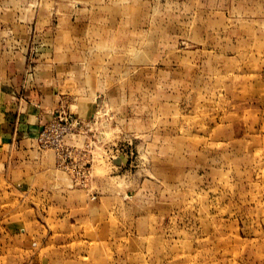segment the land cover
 I'll return each mask as SVG.
<instances>
[{
    "label": "rangeland",
    "instance_id": "374dc122",
    "mask_svg": "<svg viewBox=\"0 0 264 264\" xmlns=\"http://www.w3.org/2000/svg\"><path fill=\"white\" fill-rule=\"evenodd\" d=\"M0 264H264V0H0Z\"/></svg>",
    "mask_w": 264,
    "mask_h": 264
},
{
    "label": "crops",
    "instance_id": "0c3cea01",
    "mask_svg": "<svg viewBox=\"0 0 264 264\" xmlns=\"http://www.w3.org/2000/svg\"><path fill=\"white\" fill-rule=\"evenodd\" d=\"M29 70L28 67L22 76L19 74L17 79L20 80L15 84L14 78L8 74L10 82L5 81L2 86V98L8 117L11 121L24 125L25 134L35 130L38 123L45 121L57 99L64 96L60 92V80L66 78L65 67L62 65L50 66L49 63H44V69L36 68L34 73Z\"/></svg>",
    "mask_w": 264,
    "mask_h": 264
}]
</instances>
